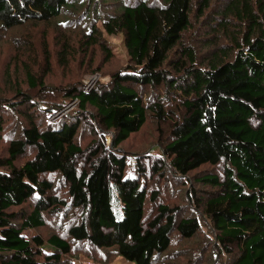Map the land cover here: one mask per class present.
<instances>
[{
    "label": "trees",
    "instance_id": "trees-1",
    "mask_svg": "<svg viewBox=\"0 0 264 264\" xmlns=\"http://www.w3.org/2000/svg\"><path fill=\"white\" fill-rule=\"evenodd\" d=\"M211 1L0 0L2 29L51 20L64 28H83L86 47L100 44L106 64L112 54L105 29L123 34L129 56L108 82L92 89L82 83L64 87V97L77 100L79 109L63 119L52 118L51 108L38 99L57 87L30 70L26 91L0 97V132L5 114L26 117L0 159V264H62L78 252L100 263L122 256L135 264H156L174 240L183 244L199 234L201 221L188 202H160V191L150 192L143 182L140 159L138 175L127 177L126 154L118 150L150 113L163 121L177 112L164 157L155 158L149 169L164 175L170 168L181 176L211 165L212 170L194 175L199 188L193 201L212 221L215 258L226 254L230 264H264V0H228L213 12L201 37L208 49L200 53L185 43L184 34ZM220 28L230 42H220ZM60 43L65 58L73 47L67 38ZM154 89L175 95V108L167 107L170 99L150 95L146 100L145 93ZM86 123L94 137L82 145ZM106 132L112 135L110 145ZM52 173L63 177L67 195L54 191L47 177ZM115 199L121 202L122 218ZM29 200L32 209L22 210ZM149 204L156 205L153 211ZM68 208L74 216L67 224L58 213ZM47 214L54 216L57 231L48 238L40 233L26 237L25 230L46 225ZM173 252L187 254L183 246ZM208 252L197 254L198 263Z\"/></svg>",
    "mask_w": 264,
    "mask_h": 264
},
{
    "label": "rangeland",
    "instance_id": "rangeland-1",
    "mask_svg": "<svg viewBox=\"0 0 264 264\" xmlns=\"http://www.w3.org/2000/svg\"><path fill=\"white\" fill-rule=\"evenodd\" d=\"M227 1L212 0L209 9L199 19L195 17L196 19L192 27L184 34L185 43L187 41L193 44L200 53L207 51L208 48L204 47L205 43L201 40L202 34L206 29L204 21L210 17L213 18L214 16H211V14L213 12V14H217L218 12L216 11L226 5ZM110 9L112 7H108L106 10ZM68 16L75 18L70 14ZM62 20L66 19L62 18ZM233 21L235 23L239 22L236 17H234ZM98 26L103 29L102 21L98 22ZM102 31L112 54L106 64H102L105 52L100 44H95L89 48L86 47V42L82 38L83 28H75L70 24L64 28L57 20L27 22L24 26L9 30L0 28V97L14 98L18 94V91H26L30 87L28 80V71L30 70L34 76L40 77L42 75L51 88L57 87L54 94H50L46 98H38L42 104L51 108L53 111L51 114H59L56 119L66 118L67 114L71 115L75 111L78 113V104L64 97L63 88L70 86L72 83H82L84 87H87L93 79L91 87H94L99 82H108L113 71L129 62L123 34H108L104 32L105 29ZM217 35L221 43H228L231 40L225 29L220 28ZM64 38L70 40V44L73 47V50L66 55L65 58L68 59L65 63L60 60L65 59L61 56L60 46V42ZM97 78L98 81L96 82ZM150 95H152V100H157L160 97L164 101L170 99L167 107L175 108L174 101L171 100L175 95L167 94L164 89L148 91L145 93V99L147 100ZM59 104L61 106L58 108L52 107ZM178 115L180 114L177 112L175 117L169 116L166 120L160 121L155 117L156 115L150 113L147 123L141 130L132 134L118 149L120 150V154H126L127 166L125 172L127 177H136L138 175L136 168L138 166L137 161L140 159L142 163L141 167L145 171L142 179L149 186V191L159 190L160 202L170 205L188 202L191 213L198 216L202 224L200 233L191 239H185L183 244L179 240H174L171 249L165 254L167 258L165 255L162 256L156 264H197V254H202L203 249L206 248L209 249V252L205 257L201 258L198 264H230V258L226 254L215 258L216 232L212 227V221L203 214L193 201L195 189L199 188V184H194V175L198 172L212 170V166L205 164L190 175L181 176H177L170 168L165 171L164 175L155 174L149 169L150 163L155 158L164 157L162 151L163 145L166 143V140L167 142L170 140L172 125L179 119ZM20 116L17 114L4 115V128L0 132V159L7 155L9 139L14 135L20 134V131H16V128L18 129L19 127L21 129L23 121L26 123V117L21 114ZM90 127L87 123L84 124V130L80 138L82 145H87L94 137ZM103 135L106 144L110 145L112 140L111 133L106 132ZM27 158H29L28 155L23 157L21 162H24ZM215 170H219V168L216 167ZM47 177L53 181L54 191L58 195H67V184L60 174L52 173ZM33 204L34 202L29 200L21 209L30 210ZM115 207L118 218H122L123 210L121 202H118L116 199ZM155 207L156 205L152 206L149 204L148 209L149 211H153ZM73 216L74 212L71 208L66 209L65 212L62 210L58 213V217H61L67 224L71 222L70 220ZM53 217L52 214H47L46 225L37 229H27L24 231V235L29 238L34 234L40 233L44 238H48L53 232L57 231V225ZM174 238L178 239L179 235L175 233ZM181 246L187 250V254L184 256L173 252ZM46 249L50 250L48 246H46ZM78 253L67 258L62 264H73L71 262L75 258L80 257Z\"/></svg>",
    "mask_w": 264,
    "mask_h": 264
},
{
    "label": "crops",
    "instance_id": "crops-1",
    "mask_svg": "<svg viewBox=\"0 0 264 264\" xmlns=\"http://www.w3.org/2000/svg\"><path fill=\"white\" fill-rule=\"evenodd\" d=\"M73 264H135L133 261L127 260L122 256H116L111 262L109 263H100L88 257L85 254H80L79 258H75Z\"/></svg>",
    "mask_w": 264,
    "mask_h": 264
},
{
    "label": "built area",
    "instance_id": "built-area-1",
    "mask_svg": "<svg viewBox=\"0 0 264 264\" xmlns=\"http://www.w3.org/2000/svg\"><path fill=\"white\" fill-rule=\"evenodd\" d=\"M96 78V77H95ZM94 81V79L91 81V83L89 85H87V87H85V89H92L93 87H91L90 85L92 84V82ZM98 81V78L96 80V82ZM75 102L77 103V100H75ZM69 108V107H68ZM59 114L55 113L52 118H56Z\"/></svg>",
    "mask_w": 264,
    "mask_h": 264
}]
</instances>
